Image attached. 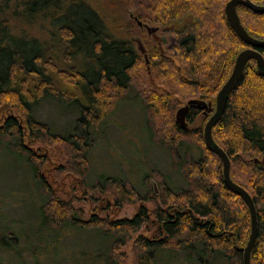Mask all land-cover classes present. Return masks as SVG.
Wrapping results in <instances>:
<instances>
[{"label": "trees", "instance_id": "16d2710c", "mask_svg": "<svg viewBox=\"0 0 264 264\" xmlns=\"http://www.w3.org/2000/svg\"><path fill=\"white\" fill-rule=\"evenodd\" d=\"M146 1L135 18L173 36L184 75L149 46L148 58L156 73L169 69L183 86L212 99L213 109L214 94L228 78L238 53L247 47L226 21L224 6L229 0ZM251 1L264 5V0ZM116 11L100 12L89 0H0V151L7 153L0 169L12 173L19 185L8 195L27 209L16 223L7 221L0 197V226L7 224L3 229L8 232L0 237V248L28 255L31 264H125L122 249L145 230L152 235L135 237V264H242L250 232L248 210L226 187L221 161L204 140V146L182 141L190 132L172 121L170 95L157 89L159 94L148 98L136 87L132 71L140 55L131 40L132 21L121 9ZM237 13L249 35L264 39V14L242 6ZM260 52L264 56V49ZM119 102L137 105L145 113L149 143L155 138L149 127L152 118L164 119L167 128L159 144H168L171 154L177 151L172 167L181 186L166 184L159 196L152 189L141 196L129 177L92 171L97 131L109 123ZM47 104L75 116L69 132L57 133L38 118ZM198 111L190 108L186 122H192ZM214 129L220 137L225 135L221 145L214 139ZM212 136L230 159L232 180L253 199L258 236L251 264H264V77L253 60L230 94ZM197 138L201 142L200 131ZM45 141L71 147L72 169L85 181L90 179L88 193L101 194V200L111 197L117 207L137 200L150 202L153 210L140 206L132 218L111 219L106 213L81 218V210L58 196L51 178L41 170L45 157L36 154L32 145ZM243 158L246 178L232 170ZM151 169L149 174L143 169L141 178L151 174L159 181Z\"/></svg>", "mask_w": 264, "mask_h": 264}, {"label": "rangeland", "instance_id": "374dc122", "mask_svg": "<svg viewBox=\"0 0 264 264\" xmlns=\"http://www.w3.org/2000/svg\"><path fill=\"white\" fill-rule=\"evenodd\" d=\"M89 2L94 8L100 10V12L102 9L109 11L113 8L115 13L118 14L119 11L116 10L121 9L125 18L127 17L132 21L134 32L131 36V40L140 55L138 66L132 71V79L140 92L147 94L148 98H153L152 96L159 94L157 89H164L167 94L170 95L173 100L171 106L173 107L172 121L174 123L177 110L183 107L188 100L198 99L206 101L207 103H213V101H211L212 99L202 98L201 94L195 90V88L192 89L183 86L177 81L176 76L169 69L158 75L153 67V60H149L147 56L148 62H146L144 56L141 55L140 51L137 49L135 39L138 38L141 39L145 48L149 46L155 48L154 46L156 45L152 37L146 33L143 27L138 25L135 19V13L144 9L143 7L147 3L146 0H89ZM148 26L156 27L157 25L148 24ZM156 35L160 39V43L158 44L161 47V52L167 57L161 56L157 46L155 49L159 55L165 59L169 58V60L183 72V66L175 56V41L173 36L168 32H163L160 28ZM202 35L206 38L207 32L202 31ZM204 41L207 42V39H204ZM215 42H219V40H215ZM232 68L233 67H231V69ZM225 81L226 79L222 84ZM217 92L214 94V99ZM45 106L46 107L41 109V112H38V118L46 121L57 133L65 134L69 132L73 126L75 116L64 111L63 107L59 109L56 104H47ZM8 113L16 115L15 110H10ZM146 119L147 116H145V113L141 108H138L137 105L134 106V104L129 102L117 103L116 109L107 119L109 123H107L104 129L99 128L97 131L98 136H96L95 147L91 154L93 160L92 171L117 176L125 175L129 177L133 187L141 196L149 195L150 189L154 190L156 196H159L164 185L167 184L170 187H178L182 184L172 167V157L174 158L177 155V151L173 150L172 156L170 148L167 147L168 144L165 146L159 144L162 130L167 128L161 116L152 118L153 121L150 123L153 125L152 127L149 124V127L152 128V132H154L155 135L153 141L149 143ZM207 120L208 116L205 117L202 113L195 115L194 120L187 123L188 132L190 133L187 138L182 139V141L204 146L202 136ZM143 128L146 130V133H143ZM199 131L201 142L200 139L197 138ZM213 136L220 145L222 143L221 139L224 138L225 140V135L222 134V137H220L221 135H219L216 129H214ZM32 148L36 154L45 157L44 161L40 163L41 170L47 177L49 176L51 178L58 196H63V198L71 200L72 203L81 210V218L87 219L92 214L104 217V213L111 219L132 218L140 206H145L150 211L153 210V204L150 202H138L137 200L135 203L123 204L121 207H117L112 205L110 201L111 197H106L101 200V194L97 192L88 193L87 189L89 188L87 184L90 182V179L88 178L87 181H85L82 174L78 173L76 169H72V166L75 164V152L71 150L68 144H63L59 141H45L44 143H35L32 145ZM178 153H180L179 150ZM6 154L7 153L3 150L0 151V160L2 156ZM40 160L39 158V161ZM240 163L241 164L236 165L233 164L232 170L234 173L236 172L243 176V178H246L248 171L246 170L245 158H243ZM211 166L214 169L215 159H213ZM60 168L63 169L61 170ZM151 168L159 175V181H156L151 174L147 179L143 180L141 178L143 169L145 170L144 172L149 174V170L152 171ZM80 169H82V167ZM220 169H222L221 165ZM10 174L12 173L0 169V197L4 198V203L1 204L3 205L1 213L5 214L7 221L11 220L16 223V220H20L21 217L23 218L27 215V209H22L19 202L16 201L17 197L8 195L11 190H14V187L18 188L19 186L17 181L12 179V175ZM247 189L249 190V187H247ZM91 195H94V197H91ZM107 206H109L108 210L106 209ZM6 225L7 224L0 226V237L4 236V234H8V232L3 229ZM138 235L150 238L152 233L142 230L128 242L122 249L125 264H135L133 243L135 237ZM9 240L11 242V239H8V241ZM17 242L19 243L21 240L16 241L14 245H17ZM15 252L16 251L11 247H2L0 248V258H2L5 264H23V260H26V264H31L28 255H18ZM22 257L23 259H21ZM1 262L2 261H0V264ZM4 262L2 263L4 264ZM215 264L224 263L215 261Z\"/></svg>", "mask_w": 264, "mask_h": 264}, {"label": "water", "instance_id": "95a60500", "mask_svg": "<svg viewBox=\"0 0 264 264\" xmlns=\"http://www.w3.org/2000/svg\"><path fill=\"white\" fill-rule=\"evenodd\" d=\"M242 6L254 13L264 14V5H258L251 0H229L224 6V13L226 21L230 28L235 32L238 38L247 47L241 50L235 58L232 71L226 81L222 84L215 97V107L212 114L205 123L203 129V140L206 148L213 154H215L221 161L222 165V177L228 190L238 196L245 204L249 217H250V232L245 247L243 248L242 264H251V253L254 248L255 242L258 236V219L256 214V208L250 194L240 185L236 184L230 175L231 162L226 152L214 141L212 136V130L215 125L221 120L227 100L230 94L235 90L239 84L247 63L251 60L255 62L256 70L258 74L264 77V56L260 52L264 49V39H257L247 33L241 24L239 15L237 13V7ZM141 26V22L137 21ZM148 35H152L153 38L160 43L159 37L156 35L158 31L157 27L145 26ZM137 49L141 55L144 56L146 62H148L146 55V48L144 47L141 39H135ZM189 107H194L198 110H206L207 104L199 102L197 100H190L185 106L179 108L176 112L175 121L182 130H188V124L186 122V114ZM210 109V108H209Z\"/></svg>", "mask_w": 264, "mask_h": 264}, {"label": "flooded vegetation", "instance_id": "af4514ba", "mask_svg": "<svg viewBox=\"0 0 264 264\" xmlns=\"http://www.w3.org/2000/svg\"><path fill=\"white\" fill-rule=\"evenodd\" d=\"M136 19V18H135ZM136 21H139V20H137L136 19ZM139 22H141V21H139ZM145 26H148V24H144V23H142L141 22V27H143L144 28V30L146 31V29H145ZM157 27V26H156ZM158 28V31L156 32V33H158L159 32V27H157ZM146 33H147V31H146ZM151 37H152V39L155 41V43H156V45L154 46L155 48L157 47L158 48V50L160 51V54H161V56H163V57H167V56H165L164 54H162V52H161V47H160V45L158 44L159 42H157L154 38H153V36L152 35H150ZM175 45V44H174ZM174 47V46H173ZM146 55L148 56V54H147V49H146ZM176 56V55H175ZM174 56V57H175ZM169 59V58H168ZM181 73L184 75V73L181 71ZM191 100H197V101H199V102H203V103H206L207 104V109L206 110H199L198 112L199 113H202L203 114V116H205V117H207L208 116V118L210 117V115L212 114V111H213V109H212V107H211V104H210V102H206V101H202V100H198V99H191ZM190 100H188V102H189ZM187 102V103H188ZM186 103V104H187ZM185 104V105H186ZM184 105V106H185ZM190 108H192V107H189L188 108V111L190 110ZM210 108V109H209ZM188 111H187V113H188Z\"/></svg>", "mask_w": 264, "mask_h": 264}]
</instances>
